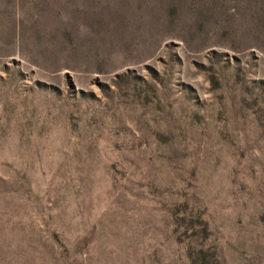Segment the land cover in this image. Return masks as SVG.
Wrapping results in <instances>:
<instances>
[{
    "label": "rangeland",
    "instance_id": "obj_1",
    "mask_svg": "<svg viewBox=\"0 0 264 264\" xmlns=\"http://www.w3.org/2000/svg\"><path fill=\"white\" fill-rule=\"evenodd\" d=\"M0 264H264V0H0Z\"/></svg>",
    "mask_w": 264,
    "mask_h": 264
}]
</instances>
